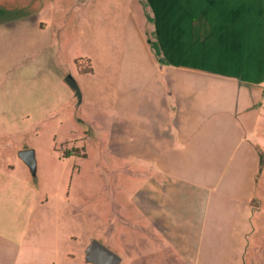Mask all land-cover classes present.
<instances>
[{
	"label": "rangeland",
	"instance_id": "374dc122",
	"mask_svg": "<svg viewBox=\"0 0 264 264\" xmlns=\"http://www.w3.org/2000/svg\"><path fill=\"white\" fill-rule=\"evenodd\" d=\"M139 1L0 0V248L11 264H91L90 239L120 264L194 256L191 205L171 211L147 164L130 153L125 119L136 84L122 31L131 15L149 32ZM81 56L92 73L77 72ZM25 148L35 151V172L18 156ZM257 194L264 215V189Z\"/></svg>",
	"mask_w": 264,
	"mask_h": 264
},
{
	"label": "crops",
	"instance_id": "0c3cea01",
	"mask_svg": "<svg viewBox=\"0 0 264 264\" xmlns=\"http://www.w3.org/2000/svg\"><path fill=\"white\" fill-rule=\"evenodd\" d=\"M139 2L149 9V32L131 15L122 31L136 84L125 119L130 153L147 164L171 211L192 207L195 251L181 264H256L264 249V215L256 213L264 189V0ZM11 258L0 248V264Z\"/></svg>",
	"mask_w": 264,
	"mask_h": 264
},
{
	"label": "water",
	"instance_id": "95a60500",
	"mask_svg": "<svg viewBox=\"0 0 264 264\" xmlns=\"http://www.w3.org/2000/svg\"><path fill=\"white\" fill-rule=\"evenodd\" d=\"M19 158L32 172L36 169L35 151L25 148L18 151ZM85 260L91 264H120L121 258L106 245L96 239H90L85 248Z\"/></svg>",
	"mask_w": 264,
	"mask_h": 264
},
{
	"label": "trees",
	"instance_id": "16d2710c",
	"mask_svg": "<svg viewBox=\"0 0 264 264\" xmlns=\"http://www.w3.org/2000/svg\"><path fill=\"white\" fill-rule=\"evenodd\" d=\"M74 62H75V67L78 73L87 74V73L93 72L92 61L89 57L81 56V57L76 58ZM67 79H68L67 81L70 84V86L74 89L76 94L79 95V89H78V86L75 80L73 78H67ZM263 160H264V156L261 153L260 155L261 164L263 163Z\"/></svg>",
	"mask_w": 264,
	"mask_h": 264
},
{
	"label": "built area",
	"instance_id": "2783aa9c",
	"mask_svg": "<svg viewBox=\"0 0 264 264\" xmlns=\"http://www.w3.org/2000/svg\"><path fill=\"white\" fill-rule=\"evenodd\" d=\"M261 100L264 102V89H263V91L261 93Z\"/></svg>",
	"mask_w": 264,
	"mask_h": 264
}]
</instances>
